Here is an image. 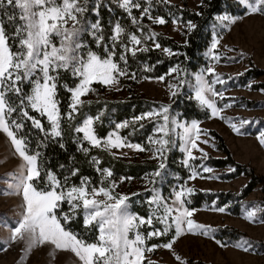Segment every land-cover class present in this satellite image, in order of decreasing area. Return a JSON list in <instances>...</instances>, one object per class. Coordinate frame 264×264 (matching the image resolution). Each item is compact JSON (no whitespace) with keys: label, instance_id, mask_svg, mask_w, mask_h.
<instances>
[{"label":"snow or ice","instance_id":"1","mask_svg":"<svg viewBox=\"0 0 264 264\" xmlns=\"http://www.w3.org/2000/svg\"><path fill=\"white\" fill-rule=\"evenodd\" d=\"M163 2L167 3L168 0ZM116 4L127 14L141 36L128 33L116 20L111 26L109 42H106L99 18L103 0H0V132L6 134L13 154L21 161L15 173V182L10 185L15 194L22 198L20 216L16 226L11 228L10 239L13 242L23 241L25 251L51 246L53 251L71 253L75 258L73 264H145L146 252L151 253L161 247L172 250L174 243L184 234L208 236L215 231L192 219L195 209L189 208L188 204L193 188L186 184L177 185L166 197L155 187L157 178L163 176L166 154L176 145L177 137L181 142L180 150L186 157L183 164L191 168L189 179L200 175L190 161L207 158V153L197 144L201 134L197 122H179L171 115L168 105L153 108L133 117L131 121L116 123L106 137L98 136L94 127L100 121L102 112L95 117L86 116L74 127L78 134V150L85 155L96 148L115 156L113 149L128 148L137 152L148 151L151 153L150 159L159 161L157 170L146 174L147 183L153 185L145 188L146 192H150L146 201L151 209L148 217L130 211L129 195L116 191L118 185L111 180L112 171L100 167L101 160L96 156L91 157V163L101 176L99 184H94L88 176H81L78 184L70 183L71 178L79 174V168H69L66 174L58 175L45 167L40 149L47 146V141L62 138L63 121L75 120L80 110L90 103L83 97L96 92L94 84L112 88L119 84L120 77L136 78L135 73L128 71V54L135 56L138 52L150 51L145 41L155 38V33L144 35L143 19L147 17L154 24L166 23L163 17L152 16L153 0H116ZM238 4L246 9L248 15L264 14V0H238ZM134 9L140 10L139 18L133 14ZM89 14H94L95 22L88 20ZM217 19L221 27L235 22V18L229 15L218 16ZM6 24L11 31L5 27ZM194 27L188 22L187 28ZM85 34L93 37L96 49L102 48L103 54L84 43ZM219 42L214 38L211 49H216ZM154 46L161 48L159 43ZM118 47L122 51L117 59ZM162 51L168 55L174 54L168 48ZM209 55L219 59L211 51ZM144 70L150 71L151 68L146 66ZM205 71L209 74L215 72L212 67ZM64 73L70 74L76 81L73 87L61 85ZM173 74L175 83L168 87L175 97L178 89L189 81L185 79L187 73L179 65L172 67L166 75ZM164 79L165 76L158 77L160 81ZM215 83L224 81L219 77L209 81L204 73L197 74L194 83H190L193 98L201 107L210 109L214 117L220 116L222 109L217 107L212 97L220 96L223 99L224 95L215 90ZM25 84L30 85L27 92L24 91ZM61 86L70 94L65 112L61 110L59 97ZM225 107L231 105L226 104ZM144 121L154 125L147 140L148 146L132 143L120 135V130L129 126L138 124L143 128ZM27 122L31 123V130L43 134L35 148L30 147L31 140L24 132ZM227 122L233 131L240 133L235 123ZM248 123L251 122L241 121L242 125ZM177 129L181 131L177 132ZM258 140L264 145V133H260ZM193 149L200 151L201 157L195 156ZM59 167L64 169L65 165ZM201 167L203 172L212 171L207 166ZM124 179L121 178V183ZM65 204L67 211L62 207ZM218 210L225 211L224 208ZM258 211L261 209L255 206L251 210L246 208L244 218L253 221ZM77 217H82L84 234L70 227ZM154 222L163 227H153ZM146 225L152 230L145 235L140 229ZM172 232L174 235L167 243L147 245L148 240L168 236ZM216 243L225 246L219 240ZM235 247L245 252L252 249L251 243L244 238L238 240ZM175 259L186 264L179 255H175ZM147 264L155 262L147 260Z\"/></svg>","mask_w":264,"mask_h":264},{"label":"rangeland","instance_id":"2","mask_svg":"<svg viewBox=\"0 0 264 264\" xmlns=\"http://www.w3.org/2000/svg\"><path fill=\"white\" fill-rule=\"evenodd\" d=\"M233 1L238 4V0ZM168 2L178 5L185 4L189 9L195 10L198 8L201 0H168ZM222 15L234 17L235 22L221 27L217 17ZM173 21L176 22L174 23ZM188 22L191 21L182 22L179 19H172L169 23L163 25L154 24L152 21H148L147 24L151 33H159L172 38L178 43H182L185 40ZM209 26L210 41L204 50L206 61L203 66H200L196 70L186 72L185 79L189 83L178 89V93L182 92V89H186L193 98L194 92L190 87V83H194V78L197 74L204 73L205 78L209 81H215L219 77L224 83H215L214 88L216 91L224 94L223 99L220 96L212 97V99L216 101L217 107L222 109L220 116H212L211 110L205 108L207 116L204 119L184 120L175 110L170 108L171 115L179 122L187 124H191L193 121L197 122L201 130L200 139L197 140V144L200 149H203L207 153V158L190 161V164L196 168L200 175L195 179H189L191 168L183 164V160L186 157L185 153L180 150L181 142L177 137L176 145L172 148H176L180 152L178 160L189 171V175L181 183L170 182V185L163 191L161 183L176 176L174 172L169 173L165 168L166 171L163 170L162 178H157L158 182L155 187L159 188L166 197L169 196L174 187L182 184L193 188L194 192L198 190L211 193L215 191L231 192L232 194L241 193L242 188L245 187L249 180L248 175L241 172L229 176L227 173L233 172L232 169L235 170L232 165L215 167L205 162L209 157L223 156V152L218 148L217 140L211 131H215L220 135L235 161L251 170L255 177V184L243 197L239 196L218 205L216 197L213 196L206 205L191 208L195 209L192 219L196 222L210 226L215 231L217 228L226 226L235 228L241 233L237 239L223 241L214 235L215 231L208 236L187 233L177 239L172 250L161 247L151 253L146 252L147 259L145 264H147V260L154 261L155 264H181V261L175 259V255H179L182 261L191 257L193 259H202L212 264H264V245L263 248H260V244L255 242V240L257 242L264 240V145H261L258 140L260 133H264V14L255 13L248 15L245 8L242 14H229L223 11L214 15ZM214 38L219 39L220 42L217 48L213 50L211 49V45ZM156 43H151V46L155 47ZM163 48L167 47L161 45V48L158 50L162 51ZM210 51L212 55L218 56L219 59H213L209 55ZM175 66L177 65L175 64L172 67ZM172 67L165 74L160 75L165 76L164 81L158 80L160 76L137 78L134 80L131 89L137 98L142 101L149 100L158 103L157 105L150 106L143 113L153 108H159L161 105L170 106L173 96L168 85L175 83V74H166ZM209 67L214 68V74H209L205 71ZM252 67L259 68L262 72L257 76H247L242 79L241 76H243L245 70H252ZM130 80L131 78L128 77H120L119 84L112 88L94 84L93 87L96 89V92L89 93L83 99L87 101L99 99L125 101L130 97L129 92L131 90L127 87ZM196 102L198 103V101ZM226 104L231 105V107L226 108ZM244 120L251 123L242 125L241 121ZM227 121L235 123L240 128V133L233 131ZM153 127L154 125L152 124L147 140L152 134ZM113 129L109 132L113 131ZM180 131V129H177V132ZM107 134L103 137H106ZM147 140L145 146H148ZM205 140L208 143H203ZM112 152L116 154L115 156L125 161L152 163L156 164L158 168L159 161L150 159L151 153L148 151L137 152L124 148L120 150L113 149ZM121 153H127V155H121ZM193 154L197 157H201L202 155L196 149H193ZM20 163V159L13 154L12 145L6 134L0 132V249H6L0 250V264H73L75 258L71 253L53 251L51 246H42L31 251H25L23 241H11V228L16 226L19 219L22 198L20 195L15 194L10 185L15 182V173ZM202 165L211 168L212 171L203 172ZM157 168L147 174L153 173ZM164 173L167 174L164 176ZM121 178L111 179L116 181L118 185L117 192L129 195L133 201H136L138 196L144 197L143 200L147 201L150 192L148 195H145V188L146 186L151 188L153 185L147 183L146 174L140 178H125L122 183ZM133 193H139V195H132ZM133 197H135V200ZM234 202L237 203L238 209L232 212L228 209V205H233ZM147 206L148 213L146 216L138 214L139 216L148 217L151 214L148 203ZM252 206L261 209V211L257 212L253 221H249L244 218V212L246 208L251 210ZM219 208H224L225 211L220 212ZM131 212L137 214L134 211ZM158 224L156 223L155 225L154 222L153 227H163ZM151 230V228L148 229V231ZM241 238L251 243L252 249L250 251L245 252L235 247V244ZM217 240L221 241L225 246L221 247L216 243Z\"/></svg>","mask_w":264,"mask_h":264},{"label":"trees","instance_id":"3","mask_svg":"<svg viewBox=\"0 0 264 264\" xmlns=\"http://www.w3.org/2000/svg\"><path fill=\"white\" fill-rule=\"evenodd\" d=\"M146 6V5H145ZM111 9V10H109ZM226 12L229 14H242L244 11L243 6H239L233 0H201L198 8L195 10L189 9L185 4L178 5L171 2H163V0H153L151 14L153 17H163L166 23H169L172 19H179L182 22L191 21L195 25L192 29H187L185 33V40L182 43L174 41L172 38L155 33V38L152 40H146V46L151 49L147 52H138L135 56L128 54V71L129 73H135L136 78L144 77H155L165 74L167 70L173 65H179L184 72L194 71L200 66H203L206 59L204 56V50L208 46L210 41V22L214 15L219 12ZM133 14L139 18L140 10H133ZM100 20L104 28L105 41H108V37L111 34V26L116 20H119L122 25L126 28L128 33H135L141 36V33L137 31L136 27L130 23L127 14L120 9L116 0H103V6L100 9ZM88 20L90 22H95L94 14L88 15ZM150 21L145 17L142 21L144 25V35L149 34V26L147 22ZM8 28V25H5ZM11 31V28H8ZM126 39V37H125ZM84 43L88 44L93 50H96L103 54V49H96L94 39L92 36L85 34L83 36ZM157 42L160 45H165L168 49L172 50L173 55H168L158 50L157 48L151 46V43ZM131 46V45H129ZM122 48H117V59L119 57ZM150 67V71H145V67ZM252 70H245L243 76L251 77L257 76L262 71L259 68L252 67ZM129 81L127 86L129 90L130 97L125 101H106V100H90V103L86 104L80 112L77 114L76 119L73 121L64 120L62 124L63 136L58 138L56 141H47V146L41 148L40 151L43 154V159L45 161V167L51 168L58 175L66 174V170L69 168H79V174L76 177H72L70 183H79L81 176H88L94 184H99L101 180L100 174L95 170V167L91 163V157L96 156L101 160L100 167L110 169L113 173L111 179H116L118 177H134L140 178L142 175L153 171L156 164L147 162H129L125 161L120 157L113 156L109 152L102 149L92 148L88 155L78 150L77 146V133L74 131V127L81 122V120L86 116L95 117L101 112L103 115L100 121L97 122L94 127L96 129L97 135L100 137L105 136L111 129L115 127L116 123L123 121H131L133 117L138 116L140 113L148 110L150 106L157 105L158 103L149 100H140L134 95L131 85L134 84V80ZM75 80L68 73H64L61 76V85L67 84L69 87L75 85ZM126 83V82H124ZM30 89V85H24V91L27 92ZM69 93L61 86L59 88V97L62 101L61 110L62 112L67 111V105L69 103ZM87 101V100H86ZM89 101V100H88ZM170 108L175 110L181 118L184 120L189 119H204L207 116V110L201 107L188 93V90L182 89V92L178 93L170 102ZM35 115V113H32ZM45 127L47 128V122L44 121ZM144 127L140 128L139 125L129 126L127 128L120 130V135L127 137L130 142L140 143L146 145L147 136L150 134V127L153 123L143 122ZM25 133H28L29 139L31 140L30 147L35 148L39 139L43 137L42 133L38 130H31V123L27 122L24 129ZM213 136L217 140L218 148L223 152V156H212L209 157L205 162L211 166L223 167L227 165H232L235 170L228 172L227 175H233L234 173H245L248 175L249 180L247 181L245 187L242 188L241 193L232 194L231 192H206V191H195L189 197L190 204L189 208L198 207L206 205L213 197H216V202L221 205L223 202L231 201L233 198L239 196H244L249 189L255 184V177L253 176L251 170L246 168V166L235 161L229 149L226 147L222 138L215 131H211ZM82 135V134H79ZM63 144V147L60 145ZM87 146V145H86ZM180 152L176 148H172L166 154V169L169 173L174 172L176 176H171L161 183L162 190L170 185V182L181 183L189 175V171L179 162ZM177 158V160H176ZM65 165L64 169L59 166ZM166 169H164L166 171ZM167 172V173H168ZM164 173V176L167 174ZM146 192L145 195H148ZM135 200V197H133ZM144 197L138 196L136 201L132 199L129 200L130 210L136 212L141 216H146L148 213L147 202H145ZM205 203V204H204ZM64 211L68 210V206L65 204L62 206ZM228 209L232 212L237 211V203L234 202L233 205L229 204ZM156 225V223H155ZM159 225V224H158ZM70 227L81 234H84V226L82 217H77L73 221ZM148 229L147 225L142 227L140 230L146 235ZM174 232L170 233L168 236L154 237L147 241V245L163 244L168 242ZM214 235L223 241H233L237 239L241 233H239L235 228L232 227H220L214 232ZM87 238V236H86ZM260 244V248H263L264 240L257 242ZM262 246V247H261ZM186 264H212L210 262L204 261L202 259H193L188 257L184 260Z\"/></svg>","mask_w":264,"mask_h":264},{"label":"crops","instance_id":"4","mask_svg":"<svg viewBox=\"0 0 264 264\" xmlns=\"http://www.w3.org/2000/svg\"><path fill=\"white\" fill-rule=\"evenodd\" d=\"M167 243V242H166ZM72 255V254H71ZM72 260H73V258H72Z\"/></svg>","mask_w":264,"mask_h":264}]
</instances>
